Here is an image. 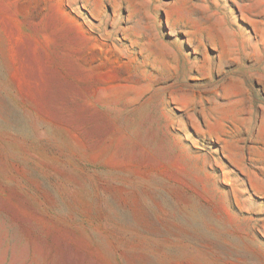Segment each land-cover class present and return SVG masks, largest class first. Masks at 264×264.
<instances>
[{
  "label": "rangeland",
  "instance_id": "rangeland-1",
  "mask_svg": "<svg viewBox=\"0 0 264 264\" xmlns=\"http://www.w3.org/2000/svg\"><path fill=\"white\" fill-rule=\"evenodd\" d=\"M0 264H264V0H0Z\"/></svg>",
  "mask_w": 264,
  "mask_h": 264
}]
</instances>
